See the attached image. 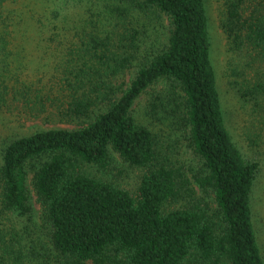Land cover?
<instances>
[{
	"label": "trees",
	"instance_id": "obj_1",
	"mask_svg": "<svg viewBox=\"0 0 264 264\" xmlns=\"http://www.w3.org/2000/svg\"><path fill=\"white\" fill-rule=\"evenodd\" d=\"M18 1L0 0V85L16 46L4 8ZM46 2L49 17H31L48 50L62 53L58 94L6 83L0 107L73 128L0 148V264H264L252 209L264 148V0H225L221 22L250 159L227 126L206 0ZM147 91V113L170 137L136 121ZM112 152L143 171L135 195L86 171L107 168ZM30 172L38 244L17 226L32 214Z\"/></svg>",
	"mask_w": 264,
	"mask_h": 264
},
{
	"label": "rangeland",
	"instance_id": "obj_2",
	"mask_svg": "<svg viewBox=\"0 0 264 264\" xmlns=\"http://www.w3.org/2000/svg\"><path fill=\"white\" fill-rule=\"evenodd\" d=\"M225 0H206L209 37L211 43V61L216 73L218 90L221 97L223 109L230 134L247 159L252 158L253 151L250 149L244 135L240 116L245 109L241 108L240 102L233 90L232 84L235 78L231 76V69L237 64L235 57L229 51L226 36L221 28L223 19V8ZM51 2L46 0H20L17 3L6 4L4 15L7 22L11 25L10 30L16 37L15 50L10 58V66L1 78V82L7 85L21 87L18 92L30 90L34 94H58V78L61 73L63 56L60 51L48 50L47 44L41 41L38 34L37 24L31 15L40 16L45 21L49 15L45 9ZM70 14V23L77 20L76 10H67ZM22 22L18 23V20ZM73 27V26H72ZM4 62L0 63V70ZM16 68L19 70L17 71ZM18 78L15 80V76ZM0 85L3 89L4 85ZM25 87V88H24ZM21 90V91H20ZM32 94L30 95L32 97ZM9 98V97H8ZM151 101V92L147 91L141 95L133 105L136 121L146 124L155 133L166 134L170 137L168 130L163 126L164 123L151 119L147 113L148 104ZM16 105V104H15ZM16 107H19L16 105ZM20 110L14 108L8 111L5 107H0V148L4 143L17 136H23L37 130L52 128H73V124L61 121L56 115H44L37 118H30L19 114ZM49 113V112H48ZM47 114V113H46ZM169 137L162 138L165 146H175V141L168 140ZM173 139V138H172ZM182 142V141H181ZM184 142H182L183 144ZM181 144V143H180ZM171 145V146H170ZM179 146V145H178ZM176 148H178L176 146ZM257 157L261 161V172L257 179L252 197L253 220L257 231L258 243L264 259V148L260 149ZM88 173L99 179L111 182L131 195H135L142 170L129 167L122 163L118 155L111 153L108 167L104 170L88 168ZM32 173L27 176V188L30 193L29 203L32 214L22 218L17 225L21 228L26 241L32 239L36 244L45 240L41 235L43 231L41 219V207L36 200L32 188ZM30 235V237H27ZM92 264V263H88Z\"/></svg>",
	"mask_w": 264,
	"mask_h": 264
}]
</instances>
